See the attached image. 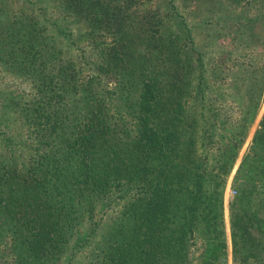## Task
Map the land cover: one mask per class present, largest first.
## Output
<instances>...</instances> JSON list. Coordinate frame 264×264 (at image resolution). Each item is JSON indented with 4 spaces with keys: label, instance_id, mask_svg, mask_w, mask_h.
<instances>
[{
    "label": "trees",
    "instance_id": "trees-1",
    "mask_svg": "<svg viewBox=\"0 0 264 264\" xmlns=\"http://www.w3.org/2000/svg\"><path fill=\"white\" fill-rule=\"evenodd\" d=\"M250 1L206 4L229 39L211 67L189 28L176 50L160 13L127 0H0V63L29 86L3 105L19 142L0 155V264H225V189L264 94V17L228 21ZM102 72L120 77L126 120L93 92ZM232 187L234 261L264 264V118ZM113 190L116 222L81 237Z\"/></svg>",
    "mask_w": 264,
    "mask_h": 264
},
{
    "label": "rangeland",
    "instance_id": "rangeland-1",
    "mask_svg": "<svg viewBox=\"0 0 264 264\" xmlns=\"http://www.w3.org/2000/svg\"><path fill=\"white\" fill-rule=\"evenodd\" d=\"M128 10L132 12V10L139 9V7H145L144 11L147 10L149 16H153L155 12H159L160 15L163 17V23L165 30L167 29V38H168V44L172 43L174 44L176 50L178 47H183L184 45L187 46V48H190L191 45L189 43V40L187 37V30L186 27L190 29V33L192 35L193 40L197 44V47L199 49L197 51L202 52L205 56V63L206 65L216 67L218 64V59L220 56L224 57L225 55L221 52L226 50L224 49L223 45L227 44L229 42V39H225L223 37V31L218 30L217 26H214L213 23L208 24L209 21H217L222 15L220 13L212 12L210 13L206 9V4L211 0H148L145 2V0H127ZM11 4L13 7L17 5L18 3H15V0H11ZM249 8L250 13L244 12V10L240 11V13H236L234 15L238 16V20L231 22V20H228L233 26L238 27L239 29L243 27V30H246V28H249L250 23H248V19H250L253 15H260L261 18L264 17V9H262L259 13L254 12L253 9V3L252 0L250 2L246 3ZM170 6L174 7V10L172 13L169 14L167 9H169ZM245 7V6H244ZM247 9V8H246ZM252 9V10H251ZM239 11V10H238ZM150 17V18H151ZM154 22V19L153 21ZM253 25V24H252ZM258 29H256V32H258L259 36H264V26L257 24ZM154 27V26H152ZM262 27V28H261ZM186 30V31H185ZM235 29H232V32ZM233 34V33H232ZM232 36H236L235 34ZM229 38V37H228ZM233 39V37H232ZM95 42V45L99 46L103 39H95L93 40ZM108 41V40H107ZM231 44L233 42L231 41ZM228 45V49H231L232 46ZM142 46V45H141ZM255 48H252L253 50ZM195 51V52H197ZM233 51V49H232ZM259 53V60L258 62L264 63V46L258 47V50H256ZM250 49L243 50L242 54H249ZM221 53V54H220ZM207 54V55H205ZM209 54V55H208ZM196 57V56H194ZM233 60H235L233 58ZM232 60V61H233ZM231 61V62H232ZM217 64V65H216ZM261 66V65H260ZM259 66V67H260ZM258 67V68H259ZM7 66L0 63V155L1 156H7L12 150V143L19 142V139H15L17 136L14 135L12 132H5V128L3 125H1V122H3L2 112L4 111L3 105H5L8 101L6 98H13L16 96H21L23 91H28V83L22 81L21 79H18L16 77H13L9 74V72L6 71ZM107 74V75H105ZM90 75L88 71H86V75L84 77H87ZM100 78V84H93L94 90L93 92H98L101 95L105 96L108 100L110 113L112 112L114 116L117 119H120L122 116V120H126L125 116L127 117V110H126V104L123 102V98L126 96L124 95L125 90H123V84L118 77V74L116 73H101ZM215 80V78H213ZM84 80V79H83ZM216 80H218L216 78ZM224 79H220V82H223ZM228 80V79H227ZM230 84V81L228 80V83L226 85V89L228 88ZM98 88V89H97ZM229 100V98L227 99ZM84 102V101H83ZM128 109V108H127ZM125 113V114H124ZM264 118V94L262 96V100L259 106V110L257 113V116L253 122V124L249 127L246 139L244 141V144L240 148L236 160L233 165V169L231 172V175L228 178L225 194H224V209H223V219H224V232H225V241H226V256H225V264H236L233 258V248L231 243V237H230V211H229V204L232 201V198L236 196V193L234 191L235 188L232 187V180L235 176V173L237 172L238 168L240 167L242 160L248 153L250 147L252 146V140L254 138V135L256 134L257 130L260 128V125ZM3 124H6L3 122ZM257 186H261L260 181L257 180ZM261 190V188L259 189ZM264 190V189H263ZM264 195V192H263ZM113 196H118V194L115 193V190L112 191V193L109 196V199L105 200H98L99 203L97 210L95 211V215H93L91 218H88L86 221L89 222V227L85 229L81 234V237H84L87 235L89 230H92V226L90 223H94L97 226H101V232L103 235L106 236L107 232L110 230V226H113V224L116 222L115 218V212H108V215L110 216L109 219H106V216H102L103 211L106 208V205H108L107 201L112 200ZM84 210H87L86 207L83 208ZM119 210V208H117ZM84 216L87 218V212L83 211ZM85 221V222H86ZM93 225V224H92ZM94 226V225H93ZM96 229V226H94ZM94 229V230H95ZM102 235V234H98ZM77 237V236H76ZM99 236H96L92 239V243L89 244V247L92 248L93 246V240L97 241ZM83 249V248H82ZM209 250V248L207 247ZM224 264V262H222ZM51 264V263H50Z\"/></svg>",
    "mask_w": 264,
    "mask_h": 264
}]
</instances>
